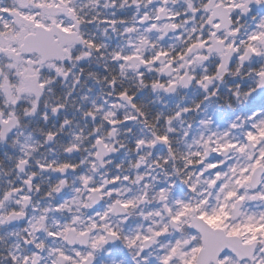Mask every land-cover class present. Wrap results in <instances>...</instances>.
<instances>
[{
    "label": "snow or ice",
    "instance_id": "1",
    "mask_svg": "<svg viewBox=\"0 0 264 264\" xmlns=\"http://www.w3.org/2000/svg\"><path fill=\"white\" fill-rule=\"evenodd\" d=\"M0 264H264V0H0Z\"/></svg>",
    "mask_w": 264,
    "mask_h": 264
}]
</instances>
